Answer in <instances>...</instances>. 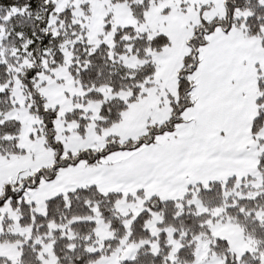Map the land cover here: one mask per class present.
Listing matches in <instances>:
<instances>
[{"label":"snow or ice","instance_id":"1","mask_svg":"<svg viewBox=\"0 0 264 264\" xmlns=\"http://www.w3.org/2000/svg\"><path fill=\"white\" fill-rule=\"evenodd\" d=\"M0 264H264V0H0Z\"/></svg>","mask_w":264,"mask_h":264}]
</instances>
